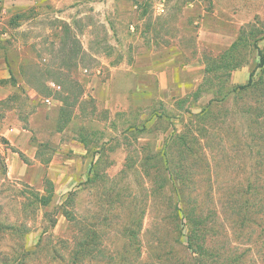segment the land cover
Returning a JSON list of instances; mask_svg holds the SVG:
<instances>
[{"label":"rangeland","instance_id":"obj_1","mask_svg":"<svg viewBox=\"0 0 264 264\" xmlns=\"http://www.w3.org/2000/svg\"><path fill=\"white\" fill-rule=\"evenodd\" d=\"M241 29L251 30L249 45L262 37L256 43L264 50V0H0V220L28 227L21 237L0 232V250L23 245L25 264H158L160 249L187 260L166 207L173 190L151 194L144 171L157 167L171 130L189 122L184 109L207 102L203 94L176 105L201 82L204 61ZM239 54L248 62L232 72L235 84L248 80L259 57L252 46ZM222 138L206 148L189 185L248 183L245 140L232 132ZM45 179L53 184L50 204L26 207L30 190L45 192ZM142 210L138 229L133 218ZM128 225L140 254L139 242L128 244ZM84 229L96 231L93 255L73 263ZM248 249L240 247L249 260Z\"/></svg>","mask_w":264,"mask_h":264},{"label":"trees","instance_id":"obj_2","mask_svg":"<svg viewBox=\"0 0 264 264\" xmlns=\"http://www.w3.org/2000/svg\"><path fill=\"white\" fill-rule=\"evenodd\" d=\"M250 32L241 29L221 54L204 61L201 82L192 93L177 100L176 105L177 109H183L184 102L192 97L190 104H194L203 94H209V99L196 112L191 108L182 110L190 118L189 122L180 132L176 133L175 127L171 130L162 152L155 155L154 166L157 167L152 172L144 171L153 180L151 194L173 190L166 207L172 213L173 228L184 236L186 242L184 257L188 256L187 260L180 263L173 254L160 249L158 264H162L163 260L168 264H264V50L256 43L262 37L254 39L255 43L249 45ZM248 46L254 47L259 57L255 59L245 83H232V72L248 62V58L244 59L239 54ZM246 95L253 98L245 99ZM230 99L231 106L226 104ZM63 114L65 118L69 117ZM233 116L235 122L231 118ZM231 119L233 123H230ZM230 131L246 142L248 183L228 189L189 185L201 174L200 162L208 159L206 148L213 145L214 138L222 140L223 133L231 134ZM81 142L87 144L84 140ZM49 160L48 157L43 162ZM159 163L164 167H159ZM215 174L210 171L209 177L212 179ZM45 184L43 193L30 190L26 207L50 204L54 194L53 184L49 179H45ZM167 184L170 185L165 187ZM63 212L71 220L68 211ZM143 214L142 210L139 217L133 218V223L139 224L138 229ZM27 230L25 223L0 220V232L21 237ZM125 232L128 244L139 242L137 230L128 225ZM219 235L223 237L222 241H219ZM96 239V231L84 229V234L76 243L77 249L71 252L73 263L80 258L92 257ZM247 242L249 260L245 257V250L240 251V247ZM140 246L139 242L135 247L138 254L141 253ZM8 249L7 252L0 250V264H25L29 252L23 245L16 242Z\"/></svg>","mask_w":264,"mask_h":264},{"label":"crops","instance_id":"obj_3","mask_svg":"<svg viewBox=\"0 0 264 264\" xmlns=\"http://www.w3.org/2000/svg\"><path fill=\"white\" fill-rule=\"evenodd\" d=\"M10 1V0H9ZM16 2H19V1H16ZM28 2V1H27ZM29 2H31V3H33V4H35L36 2H37V0H29ZM13 5H14V7H13ZM15 6H18V3H13V2H11V4H10V8L12 7V8H17V7H15ZM205 34H207L208 35V37H211V39L212 38H215L214 36H217L218 37V34H216V33H207V32H205ZM207 37V38H208Z\"/></svg>","mask_w":264,"mask_h":264},{"label":"built area","instance_id":"obj_4","mask_svg":"<svg viewBox=\"0 0 264 264\" xmlns=\"http://www.w3.org/2000/svg\"><path fill=\"white\" fill-rule=\"evenodd\" d=\"M50 86H51L53 89H59V88H60L59 85H56V84H54V83H50ZM45 102H46V103H50V99L46 98V99H45Z\"/></svg>","mask_w":264,"mask_h":264}]
</instances>
